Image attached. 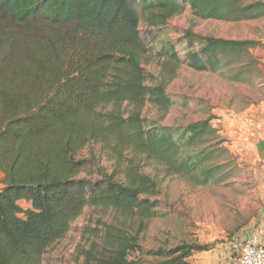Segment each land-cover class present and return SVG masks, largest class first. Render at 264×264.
Masks as SVG:
<instances>
[{"label":"trees","instance_id":"trees-1","mask_svg":"<svg viewBox=\"0 0 264 264\" xmlns=\"http://www.w3.org/2000/svg\"><path fill=\"white\" fill-rule=\"evenodd\" d=\"M184 13L247 22L264 17V0H0V264H44L86 207L119 214L133 234L105 225L81 264H192L195 254L214 249L181 243L149 253L156 258L149 263L135 257L158 194L137 159L200 187L222 180L230 164L218 161L231 158L220 142L209 144L211 119L161 125L176 103L167 86L182 65L223 76L246 56L231 77L244 82L259 45L169 26ZM150 59L159 75L145 70ZM146 106L156 120L143 116ZM89 143L115 163L94 182L81 178L94 171L78 157ZM257 148L263 156L264 140Z\"/></svg>","mask_w":264,"mask_h":264},{"label":"rangeland","instance_id":"rangeland-1","mask_svg":"<svg viewBox=\"0 0 264 264\" xmlns=\"http://www.w3.org/2000/svg\"><path fill=\"white\" fill-rule=\"evenodd\" d=\"M169 26L182 32L192 30L202 37L253 40L259 45L250 52L254 65L242 76L244 82L233 81L231 77L247 63L246 56L231 62L223 76L196 72L182 65L167 86V94L176 103L161 125L184 128L211 119L215 139L208 138L209 144L220 142L231 158L220 155L218 161L230 164L221 171L222 180L200 187L179 177L166 176L161 166L137 159L141 171L158 183V194L152 198L157 202L156 215L139 234L140 248L135 257L149 263L156 260L149 253L158 249H170L181 243H214L211 256L214 264H231L238 256L235 246L240 232L254 229L264 214V155L257 148L264 140V17L226 23L198 21L184 13L174 17ZM146 32L149 30L141 26V33ZM170 38L176 39V36ZM144 67L147 72L159 75L156 60H148ZM156 113L150 106L143 110L148 120H156ZM78 157L91 163L94 171L92 176L81 174V178L94 182L100 180L98 173L113 172L114 160L100 144L89 143ZM128 159L130 155L126 153L124 160ZM2 187L0 175V189ZM129 224L110 209L86 207L71 224L66 237L46 255L44 264H81L82 253L92 242L100 243L97 235L103 232L105 225L133 234ZM192 264H195L193 259Z\"/></svg>","mask_w":264,"mask_h":264},{"label":"crops","instance_id":"crops-1","mask_svg":"<svg viewBox=\"0 0 264 264\" xmlns=\"http://www.w3.org/2000/svg\"><path fill=\"white\" fill-rule=\"evenodd\" d=\"M250 236H257L260 244L264 247V214L263 217L260 219L259 223L254 229H247L245 231H241L239 234V240H238V245L235 246L236 253L239 256V245L240 243L250 237ZM214 250V249H213ZM213 250L208 251V252H202L195 254L193 256V260L195 264H214L213 258L211 257L213 254ZM238 256L236 259L233 260L231 264H238Z\"/></svg>","mask_w":264,"mask_h":264},{"label":"built area","instance_id":"built-area-1","mask_svg":"<svg viewBox=\"0 0 264 264\" xmlns=\"http://www.w3.org/2000/svg\"><path fill=\"white\" fill-rule=\"evenodd\" d=\"M238 264H264V247L257 236H250L240 243Z\"/></svg>","mask_w":264,"mask_h":264}]
</instances>
